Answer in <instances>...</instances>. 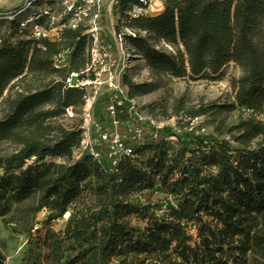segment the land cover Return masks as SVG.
Masks as SVG:
<instances>
[{
  "label": "trees",
  "instance_id": "obj_1",
  "mask_svg": "<svg viewBox=\"0 0 264 264\" xmlns=\"http://www.w3.org/2000/svg\"><path fill=\"white\" fill-rule=\"evenodd\" d=\"M117 1L122 15L117 32L133 33L122 36L142 55L153 82L215 83L224 79L228 67L240 71L239 79H230L234 101L229 104L196 109L180 100L171 117L163 109L168 119L183 115L190 121L235 114L238 123L227 134H234L238 149L194 128L182 132L184 137L173 134L170 142L155 143L145 163L138 162L135 149L134 159H123L115 170L108 156L94 161L84 154L74 163L84 121L72 128L62 122L66 110L76 116L86 106L85 90L71 89L67 82L73 75L79 83L86 78L87 31L65 30L57 42H3L0 220H14L13 205L17 211L35 198L49 214L43 226L69 216L63 232L47 231L40 242L42 253H48L30 257L26 264H49L52 258L57 264L264 262V0H165L163 13L154 18L131 17L135 7L146 8L139 0ZM16 31L19 35V27ZM66 54L70 61L64 66ZM122 84L130 99L149 89L128 79ZM157 107H151V114ZM116 119L122 125L131 122L127 104L117 109ZM171 140H176L173 154ZM195 153L200 157L187 158ZM156 185L178 199L177 207L168 210L166 205L160 218L155 208L129 202L133 193ZM86 200L95 205L72 210ZM130 218L144 229L134 227Z\"/></svg>",
  "mask_w": 264,
  "mask_h": 264
},
{
  "label": "rangeland",
  "instance_id": "obj_2",
  "mask_svg": "<svg viewBox=\"0 0 264 264\" xmlns=\"http://www.w3.org/2000/svg\"><path fill=\"white\" fill-rule=\"evenodd\" d=\"M148 6L141 10L135 7L131 13L132 18H154L161 15L164 11L165 0H148ZM21 4L19 0H2L0 2V45L3 42H9L11 45H15L21 39H31V31H23L20 28V24L23 23L26 17L19 18L17 20H7L5 17L10 13L19 11ZM54 17L58 19V22L54 27H50L47 21H41L39 26L45 31H49L52 37H55L59 31V25L61 24L62 6L60 0H54L47 7ZM38 13V11H36ZM2 16V17H1ZM122 19L121 10L116 0H104V10L101 16V29H102V41L110 49V55L112 59L117 60L118 67L115 69L118 71V79L123 87V80L128 79L135 86L147 85L149 89L144 94L131 98V101L136 106V113L141 118L143 123L144 134L140 142L133 145L135 150L139 151L140 163H145L149 157H151L150 147L157 145L165 140L170 142V138L173 134L181 135V133H190V130L197 129L204 136H212L214 139L225 140L230 143L233 149H238L235 143L231 140L232 135H228V129L234 127L238 123V117L233 114L231 116H205L195 121H190L181 115L178 119H168L164 115V108H167V115L171 117L172 109L175 103L180 100L187 102L188 108L205 107L208 105L223 106L233 102V94L230 88V79H239L241 73L233 66L228 67L224 72V79L220 82H191L190 80H172L170 78L162 79L160 83H155L150 79L149 72L145 68L143 57L140 53L131 48L124 40L122 35L133 36V33L121 29L120 34L117 32L119 21ZM16 24L19 27L20 34L17 35L16 28L12 24ZM23 33H27L24 37ZM16 36H13V35ZM28 37V38H26ZM55 40V39H54ZM57 42V40L55 41ZM152 45V44H151ZM154 46V45H153ZM161 48V47H160ZM70 61V55L66 54L62 58V65H67ZM84 81L76 83L78 87L80 85H87L84 89L87 95V103L84 110L80 115H76L73 119H65L62 124L65 128H72L79 126L81 122L87 119L88 113L93 115V120L100 128L109 130L111 127L110 118L106 112V108L109 105L111 95L108 93V78L105 74L102 76V86H95L92 84V80L89 75H86ZM127 91V90H126ZM129 93V92H127ZM107 105H106V103ZM157 105L154 114H151V107ZM89 111V112H88ZM135 116V115H134ZM131 117V122L123 123L122 130L126 137L130 138V130L134 126H137L136 118ZM263 120V119H259ZM149 121L153 122L159 127H163L164 130L158 135L159 139L156 142H152L153 128L148 124ZM184 134L181 135V137ZM224 135V136H223ZM173 143L171 154L175 153L177 147L175 146L176 140H171ZM81 154L76 153L74 156V163H77L82 159ZM192 157H200L199 153H195L194 156L187 155L188 159ZM102 158L106 159L107 155L102 151ZM49 162L61 165L62 162L58 160H50ZM38 199L35 198L29 202H26L16 211V206L13 205L11 217H15L14 220L7 219L6 222L0 220V258L4 260V264H26L30 257L37 254H47L40 250V242H43L47 235V231H50L56 235H59L64 231L67 216L57 222H53L50 226H43L47 221L48 212L46 210H40L38 205ZM129 202L137 207H150L156 209L157 217H163L166 211V205L169 204L173 207H177L178 199L170 197L165 194L163 188L155 186L152 190H139L130 196ZM94 202L86 200L84 205L74 206L72 210L80 211L83 207H92ZM13 221V222H12ZM130 221L134 227L144 229V225L138 222L135 218H130ZM33 226V232L30 235L28 232ZM51 253V252H49ZM57 259H51L49 264H57ZM248 264H264L259 259L249 258Z\"/></svg>",
  "mask_w": 264,
  "mask_h": 264
},
{
  "label": "built area",
  "instance_id": "obj_3",
  "mask_svg": "<svg viewBox=\"0 0 264 264\" xmlns=\"http://www.w3.org/2000/svg\"><path fill=\"white\" fill-rule=\"evenodd\" d=\"M19 1L21 4L20 10L6 15L7 20L15 21L27 16V19L19 26L23 31H31V39L36 41L55 42L60 40L62 32L65 30L76 31L80 28L85 29L90 43L88 52L89 65L85 74L90 76L92 84L95 86L104 84L101 83L103 74L108 78L109 82L105 86L108 87V93L111 97L106 112L110 118L111 127L109 130L100 128L95 124L93 115L88 113L81 129V147L76 153L86 154L94 161H100L102 157L100 148L105 146L108 152L107 156L114 170L118 168L123 159H134L135 151L133 150V145L138 144L144 134L143 123L136 113V106L129 98L128 89H126L127 91L124 90L120 84L118 71L115 70L118 67V62L112 59L110 49L102 41L100 22L104 10V0H60L62 6L61 24L55 37H52L49 31L47 32L39 26L41 21H47L50 27H54L58 22V19L47 9L48 5L54 0ZM139 2L144 6L149 4L148 0H139ZM73 80H75V84ZM76 83H79L76 75H73L71 80L67 82L71 89L84 90L87 86L83 84L78 87ZM87 101L86 97V103ZM125 104L129 106L131 117L134 115L137 117L136 122L138 123L137 126L130 130V138L124 135L123 125L116 119L117 109L122 108ZM135 116L134 118H136ZM65 118H75L74 111L72 109L66 110ZM148 124L154 130L152 142L156 143L159 139V133L164 128L155 125L151 121Z\"/></svg>",
  "mask_w": 264,
  "mask_h": 264
},
{
  "label": "water",
  "instance_id": "obj_4",
  "mask_svg": "<svg viewBox=\"0 0 264 264\" xmlns=\"http://www.w3.org/2000/svg\"><path fill=\"white\" fill-rule=\"evenodd\" d=\"M73 82H74V84H75V80H73ZM167 209H168V210H171V209H172V205L169 204V205L167 206Z\"/></svg>",
  "mask_w": 264,
  "mask_h": 264
},
{
  "label": "bare ground",
  "instance_id": "obj_5",
  "mask_svg": "<svg viewBox=\"0 0 264 264\" xmlns=\"http://www.w3.org/2000/svg\"><path fill=\"white\" fill-rule=\"evenodd\" d=\"M69 216H67V218H68Z\"/></svg>",
  "mask_w": 264,
  "mask_h": 264
}]
</instances>
